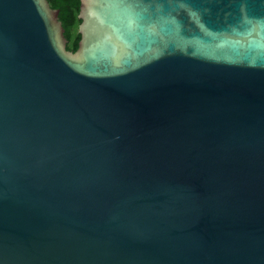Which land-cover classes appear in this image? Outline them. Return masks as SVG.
I'll return each instance as SVG.
<instances>
[{"label":"water","instance_id":"1","mask_svg":"<svg viewBox=\"0 0 264 264\" xmlns=\"http://www.w3.org/2000/svg\"><path fill=\"white\" fill-rule=\"evenodd\" d=\"M0 0V264H264V0Z\"/></svg>","mask_w":264,"mask_h":264},{"label":"trees","instance_id":"2","mask_svg":"<svg viewBox=\"0 0 264 264\" xmlns=\"http://www.w3.org/2000/svg\"><path fill=\"white\" fill-rule=\"evenodd\" d=\"M51 7L59 9V20L64 27V35L67 38L66 47L69 50L75 51L78 46L80 34L78 25L80 18L79 0H48Z\"/></svg>","mask_w":264,"mask_h":264}]
</instances>
